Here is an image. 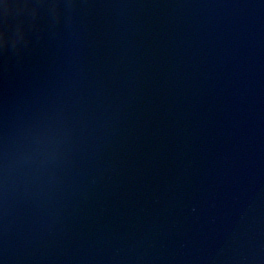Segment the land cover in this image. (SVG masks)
Segmentation results:
<instances>
[{
	"label": "water",
	"instance_id": "1",
	"mask_svg": "<svg viewBox=\"0 0 264 264\" xmlns=\"http://www.w3.org/2000/svg\"><path fill=\"white\" fill-rule=\"evenodd\" d=\"M264 178V0H0V264H208Z\"/></svg>",
	"mask_w": 264,
	"mask_h": 264
}]
</instances>
